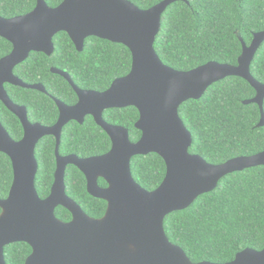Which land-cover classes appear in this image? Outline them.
Instances as JSON below:
<instances>
[{
  "label": "water",
  "instance_id": "water-1",
  "mask_svg": "<svg viewBox=\"0 0 264 264\" xmlns=\"http://www.w3.org/2000/svg\"><path fill=\"white\" fill-rule=\"evenodd\" d=\"M176 2L186 0H163L148 10L126 0H63L54 8L45 0H36L35 8L25 15L0 17V38L12 45V52L0 60V102L21 118L25 128L23 139L15 142L0 123V153L9 158L13 173L8 195L0 199V264H6L4 248L17 243L31 248L24 264H216L192 263L181 248L169 242L164 219L213 192L225 176L264 166V151L220 165L208 164L200 156L189 154L192 136L178 110L189 100H200L213 84L237 77L255 91V97L243 105L258 106V127H264V84L250 74L264 42V31L254 34L249 46L240 40L242 53L236 66L209 62L187 72L176 71L165 66L154 49L162 15ZM61 32L78 52L90 37L124 46L131 54V70L105 92L81 91L67 74L52 70L70 83L79 102L73 107L58 102L60 118L53 128L31 126L23 118L25 109L10 101L3 85L44 92L39 85L24 84L12 71L31 52L51 56L52 39ZM125 107L139 113L134 127L141 137L136 143L129 141L125 129L102 121L104 110ZM85 115L93 116L109 133L110 151L85 160L60 157L56 132L71 120L82 123ZM48 135L57 138V169L50 194L41 199L35 187L38 163L34 150ZM149 154L159 156L166 168L164 180L151 192L134 181L130 167L132 158ZM68 165L83 173L91 197L106 202L103 217H89L66 195ZM99 178L107 188L98 186ZM58 207L70 213L69 222L56 218ZM224 264H264V248L245 249Z\"/></svg>",
  "mask_w": 264,
  "mask_h": 264
},
{
  "label": "trees",
  "instance_id": "trees-1",
  "mask_svg": "<svg viewBox=\"0 0 264 264\" xmlns=\"http://www.w3.org/2000/svg\"><path fill=\"white\" fill-rule=\"evenodd\" d=\"M62 1L45 0V3L54 8ZM126 1L148 10L163 0ZM35 6L36 0H0V17L22 16ZM263 31L264 0H186L170 5L162 15L154 49L160 61L176 71L187 72L209 62L236 66L242 53L240 40L249 46L254 34ZM53 42L55 53L52 57L34 53L25 61L24 78L42 82L52 92L57 86L61 90L57 91L58 95L68 93L70 88L65 81L49 73L52 66L67 71L80 87L99 91L130 71L131 55L122 45L92 37L86 41L84 51L78 53L63 32L57 34ZM9 49L10 45L0 38V58ZM250 74L264 84V42L250 66ZM21 93L25 91L18 89L15 94L20 96ZM255 95L246 81L229 77L213 84L200 100L183 103L178 114L192 136L189 154L200 156L208 164L220 165L264 151V128L258 127L260 110L254 104L243 105ZM15 101L39 114H47L48 118L53 115L49 114L53 104L48 100L36 105L30 100L17 98ZM0 116L4 123L8 119L11 136L19 139L18 121L2 103ZM137 119L138 113L132 108L127 109L125 115L116 118L111 115V121L125 124L131 130V140L140 136L133 127ZM91 125L92 121L83 127L75 126L64 136L61 151L88 152V146L97 140L95 134L86 132ZM54 145L49 139L38 147L35 187L41 199L49 195L53 182ZM107 148L108 145L102 144L89 151L96 155ZM130 167L134 181L149 192L159 187L166 173L163 160L155 154L132 158ZM12 180L11 162L0 153V199L7 197ZM65 185L66 194L86 215L93 219L103 217L106 202L87 194L84 176L78 170L70 168L67 171ZM55 216L64 223L71 220L70 213L61 207L56 208ZM163 226L169 242L181 248L192 263L224 264L233 261L236 254L245 249L262 250L264 166L225 176L213 192L199 197L186 210L168 215ZM30 253L27 244L17 243L4 248V259L6 264H24Z\"/></svg>",
  "mask_w": 264,
  "mask_h": 264
},
{
  "label": "flooded vegetation",
  "instance_id": "flooded-vegetation-1",
  "mask_svg": "<svg viewBox=\"0 0 264 264\" xmlns=\"http://www.w3.org/2000/svg\"><path fill=\"white\" fill-rule=\"evenodd\" d=\"M16 17V16H15ZM14 18V17H12ZM5 19H9V18H5ZM59 34V33H58ZM57 35V34H56ZM55 35V36H56ZM54 36V37H55ZM53 37V39H54ZM69 38V37H68ZM92 37L90 38H87L85 41H84V47H83V51H84V48H85V44H86V41L91 39ZM2 39V38H1ZM53 39H52V42H53ZM4 40V39H3ZM6 41V40H5ZM71 41V40H70ZM7 42V41H6ZM9 45H10V49L8 50V52L6 53V56H8L11 52H12V45L7 42ZM73 44V43H72ZM53 45H54V42H53ZM73 47L74 49L77 51L76 47L74 46L73 44ZM82 51V52H83ZM78 52V51H77ZM82 52H78V53H82ZM36 54L37 52H31L29 55H28V58L32 55V54ZM55 53V45H54V52L53 54H51V56H46L45 54L43 53H38V54H42L44 56H46L47 58H50L54 55ZM130 53V52H129ZM131 55V54H130ZM4 57L0 58L3 59ZM27 58V59H28ZM26 59V60H27ZM25 60V61H26ZM132 60V59H131ZM25 61L19 65H17L14 69H13V75L19 79L20 81H22L24 84L26 85H39L41 87H43V89L45 90L44 92H41V91H37V90H30V89H24V88H21V87H17V86H12L10 84H7L5 83L3 85L4 87V90L6 91L7 93V96L9 97L10 101L15 104L17 107H20V108H23L25 109V114H24V117L23 118H26L28 123L31 125V126H41V127H44V128H53L54 126H56V124L58 123L59 121V118H60V110L58 108V105L57 103L60 102V103H63L64 105L68 106V107H73L75 105H77V103L79 102V98L77 96V93L75 92L74 88L70 85V83L64 79L63 77L57 75V74H54L52 73V70H56V71H59V72H62V73H65L67 74L69 77H70V80L72 81V83L81 91H94V92H105L107 91L111 84L113 83L114 80L116 79H119V78H122V77H125L126 75L129 74V72L122 76V77H118L116 79H114L110 85L104 89V90H94V89H91V88H86L84 86L80 87L78 84H76L71 75L65 71V70H62L61 68H56V67H50L49 68V73L52 74V75H55L57 77H59L61 80L65 81L68 85H69V88L70 90L68 91V93H63V94H59L58 95V92H61V90L58 89L57 86H55L53 92L51 91L50 87H49V90L47 88V86L45 84H43L42 82H39V81H35V80H28L27 78H24L25 74H26V68L23 64H25ZM130 70H131V67H130ZM24 90L25 93L24 94H20L19 95H16L15 93L17 92V90ZM39 95V96H38ZM20 99V100H30L32 101L35 105L40 103L42 104V101L45 103L46 100H48L49 102H51L53 104V108H52V111L49 113V114H53V115H49V118L46 117L45 115L47 114H39L35 109L33 108H30L28 105L26 104H19L15 101V99ZM41 98V99H40ZM2 103V102H0ZM3 104V103H2ZM4 106V104H3ZM4 108L12 115L13 118H15L17 121H18V125H19V128L21 130V137L19 139H16V137H12L11 134H10V130L11 129H8L11 125V123L8 122V119H6L5 123L4 121L2 122V119H1V116H0V123L2 125V127L6 130V132L9 134L10 138L15 141V142H18L20 140L23 139L24 137V134H25V128H24V125L21 121V118L18 116V115H15L13 114L12 112H10L5 106ZM135 109L133 107H125V108H113V109H107V110H104L102 112V121L104 123H106L108 126H111V127H121L123 129H125L127 131V134H128V139L131 143H136L140 137H141V132L136 130L134 125L137 121L134 123L133 127L134 129L140 133V136L137 140H131V130L126 127L125 124H122V125H118L116 122H113L111 121V115L113 114V116L116 118L118 115L122 114V115H125V113L127 112V109ZM55 110V111H54ZM136 110V109H135ZM137 111V110H136ZM125 112V113H124ZM138 113V111H137ZM138 118H139V113H138ZM92 121L93 125H91L90 127H88L86 129V132L90 133V134H95L97 136V140L96 141H93L90 146H88V152L87 151H84V152H81V151H77V152H73V153H66V152H63L61 151V145H62V142H63V138L64 136L67 134V133H70L71 130L75 127V126H80V127H83L85 125V123H90ZM4 123V124H3ZM15 122H13L12 124H14ZM260 128H264V127H260ZM56 134H58L59 136V140H60V145H59V150H58V153L60 155V157H63V158H66V157H71V156H75L77 157L78 159H92V158H96V157H100V156H103L105 154H107L111 147H112V140H111V137L109 135V133L103 128L101 127L100 125H98L93 116L91 115H85L82 119V123L78 122V121H75V120H71L69 121L68 123H66L61 129L59 132H56ZM49 139L52 140V142H54V172H53V182H52V185L54 183V174H55V171L57 169V159H56V145H57V138H56V135H48V136H45L43 137L42 139L39 140V142L37 143L36 147H35V150H34V156H35V159L37 161V156L38 154H40V147L45 143L47 142ZM99 139V140H98ZM108 145V148L105 152L103 153H100V154H96V155H93V152H90L89 151V148H92V149H98L100 148V145ZM39 147V148H38ZM95 152V151H94ZM38 163V161H37ZM39 167V165H38ZM70 168H75L76 170H78L82 175L83 173L76 167L74 166H71V165H68L66 168H65V176H64V183H65V177H66V173L67 171L70 169ZM84 176V175H83ZM84 179H85V182H86V191H87V181H86V178L84 176ZM101 181H103L101 178H99L97 180V184L100 188H107V184L103 181V183L101 184ZM52 187V186H51ZM51 190V188H50ZM65 192H66V185H65ZM50 194V193H49ZM88 194V193H87ZM67 195V194H66ZM89 195V194H88ZM68 196V195H67ZM90 196V195H89ZM48 197V196H47ZM69 197V196H68ZM91 197V196H90ZM70 198V197H69ZM93 198V197H92ZM71 199V198H70ZM95 199V198H94ZM96 200H99V199H96ZM74 201V200H73ZM75 202V201H74ZM83 211V210H82ZM84 212V211H83ZM85 213V212H84ZM86 214V213H85ZM69 222V221H68Z\"/></svg>",
  "mask_w": 264,
  "mask_h": 264
}]
</instances>
